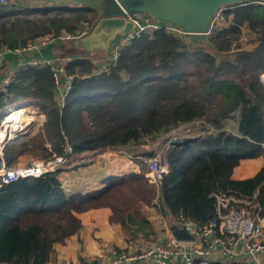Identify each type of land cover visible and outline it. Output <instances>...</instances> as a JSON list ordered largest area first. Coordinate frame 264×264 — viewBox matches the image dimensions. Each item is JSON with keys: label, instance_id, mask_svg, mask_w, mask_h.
Masks as SVG:
<instances>
[{"label": "trees", "instance_id": "1", "mask_svg": "<svg viewBox=\"0 0 264 264\" xmlns=\"http://www.w3.org/2000/svg\"><path fill=\"white\" fill-rule=\"evenodd\" d=\"M242 3L220 11L232 16L212 29L213 50L160 27L141 32L119 49L108 71H99L91 58L76 57L66 69L73 78L63 105L49 65L20 69L0 92V120L10 108L28 105L45 119L38 133L7 145L8 165L19 158H27L28 164L34 158H70L110 147H125L136 156L141 154L138 148L191 123L192 140L164 151L168 171L159 196L167 212L201 225L215 217L209 195L217 190L242 195L256 191L255 199L264 206L262 182L230 184L241 158L264 155V55L249 61L243 51L227 56L242 31V6L249 22L264 25V3ZM95 16L91 9L0 8V49L22 47L46 34H75ZM249 22L250 29H257ZM233 114L236 120L230 126ZM68 165L0 188V263H49L53 245L79 231L77 213L98 206L111 205L108 219L120 224L128 241L150 238L154 231L147 216L154 186L149 181L130 173L89 195L67 194L57 175ZM79 165L83 163L73 166ZM127 192L129 207L121 201Z\"/></svg>", "mask_w": 264, "mask_h": 264}, {"label": "built area", "instance_id": "2", "mask_svg": "<svg viewBox=\"0 0 264 264\" xmlns=\"http://www.w3.org/2000/svg\"><path fill=\"white\" fill-rule=\"evenodd\" d=\"M264 3V2H261ZM20 7L16 0H0V8H18ZM220 13V11H219ZM218 13L217 16H224ZM128 19L135 22L136 27L129 33L119 35L112 42L109 57L104 60L95 61L98 64L99 71H108L119 56V49L126 46L131 39L138 36L141 32L151 31L162 27L159 24L152 23L145 14L132 13ZM166 28V27H165ZM169 33H176L181 37V32L166 28ZM80 32H84L83 29ZM71 36L69 34L62 35ZM61 37V36H60ZM56 36L46 34L35 40H29L25 46L13 49L1 48L0 61L6 50L23 53L27 50H34L40 45L51 42ZM75 57L64 56L52 58H31L27 63L15 68L0 84V92L6 89V86L14 79L20 69L28 66L49 65L52 70V76L56 84V91L61 105L64 104L65 96L71 89L73 75L67 72V66ZM37 111V108H32ZM3 127L2 119L0 128ZM29 131L28 128L19 131L16 135L24 136ZM192 131V124L188 123L166 133L159 140L153 143L154 155L145 156L147 159V168L151 174L156 176L159 184L163 175L168 171V161L164 157V151L172 147L171 140L177 137H189ZM16 137H5L0 140V188L10 182L29 176H40L46 172L55 170L62 164L65 156H58L53 159H35L27 165H8L6 157V147L14 142ZM66 152H70L69 146L65 147ZM158 184V185H159ZM264 184V180L262 181ZM214 200L215 217L211 220L196 225L189 219L180 215L176 220L181 223H193V232L196 235L193 241H181L176 239L169 229V213L165 209L162 198L156 197L148 207V214L153 222V237L148 240H137L132 252L112 251L111 262H105L101 258L86 260L83 264H176V259H180L182 264H214L217 256L218 246H221V252L234 257L238 253L249 254L253 264H264V228L261 224V217L264 215V206H261L256 199H249L250 196L256 198V191L251 195H242L235 191H213L209 195ZM155 227V228H154ZM220 234L227 235L228 239L224 241ZM5 264V263H0ZM47 264H57L49 262Z\"/></svg>", "mask_w": 264, "mask_h": 264}, {"label": "crops", "instance_id": "3", "mask_svg": "<svg viewBox=\"0 0 264 264\" xmlns=\"http://www.w3.org/2000/svg\"><path fill=\"white\" fill-rule=\"evenodd\" d=\"M20 8L24 7L20 6ZM52 10L55 9L52 8ZM243 14L248 21L246 8H240L238 12V16L241 19ZM229 16L231 17L232 15ZM251 21L252 20H250V22ZM88 26L89 24H84L81 29L75 31V34L70 35L78 36L86 32ZM82 29L84 32H80ZM110 50L111 47L109 48L108 55L110 54ZM71 53L72 51L67 50L64 45L50 43L34 50H27L23 53L6 50L0 61V84L15 68L24 65L31 58L54 59L59 56H69ZM92 60L97 61L96 59ZM22 108L27 110L28 108L34 107L28 105ZM188 138H192V136ZM144 157L145 155L142 154L136 156L129 154L125 147H110L97 152H83L73 157V160L69 161V168L61 170L57 177L67 194L80 193L89 195L94 191L104 188L112 180H122L127 174L137 173L154 186L152 199L160 197L159 190L157 189L159 181L154 178L150 179V175H148V177L147 173L142 169ZM88 161H92L90 165L86 164ZM78 162L86 165L74 167L73 165ZM263 176L264 155L241 158L238 165L232 170L230 184L244 187L258 186L261 184ZM128 194L129 192H127L121 200L125 201L127 207H129V202L127 200ZM251 198L253 200L255 199L254 196H250L249 199ZM110 214L111 205L93 207L78 212L77 216L81 221L79 231L67 237L64 243H55L53 245V256L51 261L57 264H83L86 260L99 257L103 261L109 263L112 260L111 250L132 252L138 239L128 241L120 224L109 221L108 218ZM261 224L264 228V215L261 217ZM220 237L224 241L228 239L225 234H220ZM175 262L176 264H182L180 259H176ZM214 264L253 263L250 255L244 252L238 253L231 258L228 257V255L221 252V246L219 245Z\"/></svg>", "mask_w": 264, "mask_h": 264}, {"label": "water", "instance_id": "4", "mask_svg": "<svg viewBox=\"0 0 264 264\" xmlns=\"http://www.w3.org/2000/svg\"><path fill=\"white\" fill-rule=\"evenodd\" d=\"M243 1L251 0H16L24 8H83L95 11L96 16L89 23L86 32L78 36H58L46 44L64 45L67 50L72 51L69 54L71 57L96 60L107 59L115 38L136 27L135 22L128 19L132 13L145 14L152 23L180 31L187 42L213 50L209 34L219 11ZM191 140L192 138L177 137L171 140V144L183 146ZM154 152V149L141 150V154L145 156H152ZM168 226L178 240L193 241L196 238L193 223H181L169 214Z\"/></svg>", "mask_w": 264, "mask_h": 264}, {"label": "rangeland", "instance_id": "5", "mask_svg": "<svg viewBox=\"0 0 264 264\" xmlns=\"http://www.w3.org/2000/svg\"><path fill=\"white\" fill-rule=\"evenodd\" d=\"M241 8H244V6H242ZM70 9H72V8H70ZM81 9H83V8H80V9H77V10H81ZM223 9H225V8H223ZM241 13H242V11H241ZM222 16H224V17L221 18L220 16H216L215 21H214V23L212 25L211 31H212V29L214 27H216V25H223V24H227L229 22L230 16L228 18H226L224 14ZM241 21H242V23H241V30H242L241 31V34L239 36V39L233 43L232 49L230 50L229 53H227V56L230 59L231 58H235L236 55L239 52H242V51H243V57L247 61L252 60V59H254L256 57L263 56L264 55V39L263 40L258 39V33L256 31L260 32L261 35H264V25L257 26L255 24V21L252 20L251 22L253 24H255V26H256L257 29H254V30L250 29L249 26H248L249 25L248 24L249 21L246 20V17H245L244 14L242 15ZM251 22H249V23H251ZM211 31H210V33H211ZM173 34L176 35V33H174V32H173ZM59 57H64V56H59ZM258 78H259V81H260V74L258 75ZM262 79H263V83H264V73H263V77L261 76V80ZM28 109H29V111L28 110L27 111L29 113H32L36 119L33 118L34 119L33 120L34 123H30V125H29V131L24 136H18V137H16V140L14 142H19V141L26 140L30 136L35 135L36 133H38L39 130H40V128H41V126H42V123L44 121L43 119H45L44 114L38 108H37V111H34L32 108H28ZM11 110L12 109L10 108L8 112L10 113ZM9 113H7V114H9ZM7 114L5 115V117L3 119V123H4V120H6L7 117H8ZM1 116H2V114H0V118H1ZM22 116H24L26 118L27 115H26L25 112H23V115ZM11 120L12 119L9 118L6 121H8L7 123H10ZM235 120H236V115L233 114V116L228 119L229 125L230 126H233L234 123H235ZM7 123L4 124L5 125V128H6ZM190 137H191V135H190ZM152 146H153V144H149V145H145V146H143L141 148H138V149H140V150L141 149L142 150L143 149L150 150V149H153ZM75 156H77V155H75ZM75 156H72L70 158L65 159V161L62 164H64V163H67L68 164L69 161L70 160H73L72 158L75 157ZM35 159H42V158H34L33 160H35ZM27 160H28L27 158L26 159L25 158H19V160L16 163H14L13 165H20V166L27 165ZM145 160L147 161L146 157H144V163H143L142 169L144 170L145 173H147V176H148L149 169L147 168V162ZM91 162L92 161H90V162L88 161L86 164H89L90 165ZM86 164H83V165H86ZM150 179H152V178H150ZM159 185L157 186V189L158 190H159ZM150 216L151 215L148 214V216H147L148 217V220L150 222V225L154 226L152 220L150 219ZM153 235L154 234L152 233L150 235V238L153 237Z\"/></svg>", "mask_w": 264, "mask_h": 264}, {"label": "bare ground", "instance_id": "6", "mask_svg": "<svg viewBox=\"0 0 264 264\" xmlns=\"http://www.w3.org/2000/svg\"><path fill=\"white\" fill-rule=\"evenodd\" d=\"M27 110L29 111V109ZM27 110L25 108L19 107L14 110L12 109L10 113L8 112L9 114H7L8 115L7 119L9 118L12 119L10 123H7L8 122L6 121L7 119L4 120V123H3V119L5 116L2 118L3 127L0 128V140L4 139L5 137H16L14 135H16L19 131L25 130L26 128L29 129L30 123H34L33 120L36 118L34 117L32 113H29ZM23 112L26 113L27 115L26 118L22 116ZM6 123L7 125L5 128L4 124ZM148 175H150L151 178H156V176L154 174H151L150 172L148 173Z\"/></svg>", "mask_w": 264, "mask_h": 264}]
</instances>
